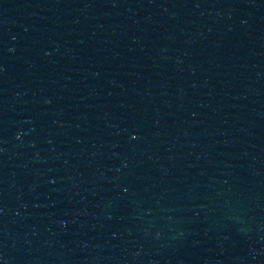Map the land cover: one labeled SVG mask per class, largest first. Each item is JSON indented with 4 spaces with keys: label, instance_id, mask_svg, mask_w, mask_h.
Segmentation results:
<instances>
[{
    "label": "water",
    "instance_id": "water-1",
    "mask_svg": "<svg viewBox=\"0 0 264 264\" xmlns=\"http://www.w3.org/2000/svg\"><path fill=\"white\" fill-rule=\"evenodd\" d=\"M0 221L19 264H264V0H0Z\"/></svg>",
    "mask_w": 264,
    "mask_h": 264
}]
</instances>
